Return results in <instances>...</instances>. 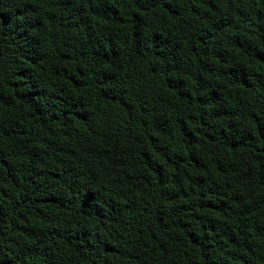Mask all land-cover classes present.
I'll return each mask as SVG.
<instances>
[{"label": "trees", "instance_id": "1", "mask_svg": "<svg viewBox=\"0 0 264 264\" xmlns=\"http://www.w3.org/2000/svg\"><path fill=\"white\" fill-rule=\"evenodd\" d=\"M0 264H264V0H0Z\"/></svg>", "mask_w": 264, "mask_h": 264}]
</instances>
